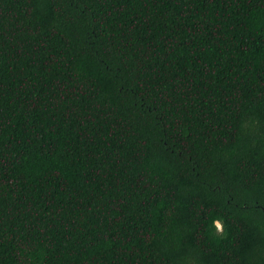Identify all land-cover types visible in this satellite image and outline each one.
<instances>
[{
	"label": "trees",
	"instance_id": "trees-1",
	"mask_svg": "<svg viewBox=\"0 0 264 264\" xmlns=\"http://www.w3.org/2000/svg\"><path fill=\"white\" fill-rule=\"evenodd\" d=\"M0 264H264V0H0Z\"/></svg>",
	"mask_w": 264,
	"mask_h": 264
},
{
	"label": "rangeland",
	"instance_id": "rangeland-1",
	"mask_svg": "<svg viewBox=\"0 0 264 264\" xmlns=\"http://www.w3.org/2000/svg\"><path fill=\"white\" fill-rule=\"evenodd\" d=\"M217 226H218V228H220V224L219 223H217Z\"/></svg>",
	"mask_w": 264,
	"mask_h": 264
}]
</instances>
